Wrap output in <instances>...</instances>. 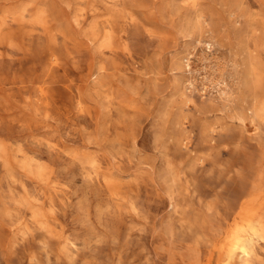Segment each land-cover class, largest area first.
<instances>
[{
    "label": "rangeland",
    "instance_id": "374dc122",
    "mask_svg": "<svg viewBox=\"0 0 264 264\" xmlns=\"http://www.w3.org/2000/svg\"><path fill=\"white\" fill-rule=\"evenodd\" d=\"M257 213L264 0H0V264H264Z\"/></svg>",
    "mask_w": 264,
    "mask_h": 264
},
{
    "label": "bare ground",
    "instance_id": "6f19581e",
    "mask_svg": "<svg viewBox=\"0 0 264 264\" xmlns=\"http://www.w3.org/2000/svg\"><path fill=\"white\" fill-rule=\"evenodd\" d=\"M263 221H264V215L261 213L260 214L257 213V215L254 216V219L252 220L250 227L247 229V234L249 235H245L246 237H244L243 240L240 242H237L235 240L233 244L235 245L236 244L235 242H237L240 245V247H242L250 239V235L260 234V231H262L261 227L263 226ZM245 251L249 252V250L247 249ZM233 257H234V252L231 247H227L221 244H216L214 250H212L209 253L207 264H212L215 258H216V264H221L225 259H228L227 261L228 264H232ZM244 261L245 264H254L253 259L251 258H246Z\"/></svg>",
    "mask_w": 264,
    "mask_h": 264
}]
</instances>
